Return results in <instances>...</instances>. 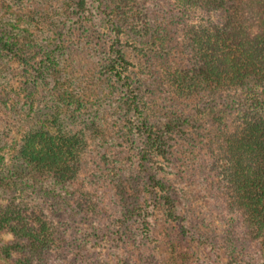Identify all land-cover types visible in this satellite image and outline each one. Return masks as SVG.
Listing matches in <instances>:
<instances>
[{"label": "rangeland", "instance_id": "1", "mask_svg": "<svg viewBox=\"0 0 264 264\" xmlns=\"http://www.w3.org/2000/svg\"><path fill=\"white\" fill-rule=\"evenodd\" d=\"M84 1L0 0L2 26L28 43L23 57L0 51V164L16 160L29 130L46 127L47 113L64 92L69 101L61 120L87 141L77 178L49 181L41 202L63 239L51 263L182 264L173 248L178 240L193 251V264H264V241L252 239L228 207L211 166L246 118L264 116V87L187 95L176 84L195 63L193 26L206 19L220 23L222 14L192 11L176 0H141L134 16L124 18L117 0ZM116 31L149 121L187 122L171 136L183 147L179 154L151 157L146 168V137L109 69ZM170 186L182 198L183 221L168 218L163 199ZM93 203L98 213L90 215ZM12 239L5 233L0 245ZM0 264L9 263L0 256Z\"/></svg>", "mask_w": 264, "mask_h": 264}, {"label": "trees", "instance_id": "2", "mask_svg": "<svg viewBox=\"0 0 264 264\" xmlns=\"http://www.w3.org/2000/svg\"><path fill=\"white\" fill-rule=\"evenodd\" d=\"M176 1L192 11L205 9L223 16L220 23L206 19L193 26L191 39L195 63L185 76L180 74L176 80L182 94L192 95L199 90L233 93L264 87V0ZM4 2L10 4L9 0ZM116 2L123 7L122 16L129 18L139 10L141 0ZM2 24L0 22V51L23 57L28 48L27 41L21 34L19 38L13 28L5 29ZM115 39L117 43L108 53L109 69L124 88L126 106L133 110L139 121V131L146 137L141 158V166L146 168L151 157L167 159L183 148L181 145L176 148L171 136L182 132L183 124L187 122L173 118L157 123L149 121L140 92L126 74L129 63L118 46L121 32L116 31ZM1 75L0 71V78ZM68 96L65 92L59 94L58 101L44 119L46 127L32 128L26 133L16 160L9 166L0 164V236L7 233L13 237L10 242L0 245V256L9 264H52L55 254L62 250L59 228L44 211L41 202L49 181L56 185L69 184L77 178L87 147L85 136L67 131L61 120ZM175 160L181 162L182 158ZM174 166L178 165L175 163ZM211 166L220 177L228 207L240 215L252 239L264 241V116L246 118L242 127L226 137L220 155L213 159ZM150 179L155 186L164 188L153 175ZM170 187L172 191L163 199L168 218L171 222L183 221L182 198L174 187ZM90 207V215L98 213L95 203ZM179 229L183 236L187 235L185 225ZM184 238L180 237L181 240ZM189 238L193 239L190 234ZM173 248L182 264L186 263L182 259L184 256L189 257L186 264L196 262L188 245H180L177 240Z\"/></svg>", "mask_w": 264, "mask_h": 264}]
</instances>
